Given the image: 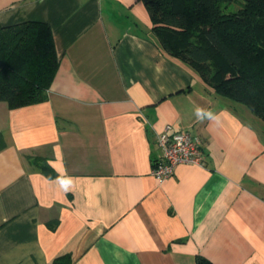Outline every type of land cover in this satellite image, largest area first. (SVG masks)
Masks as SVG:
<instances>
[{"label":"crops","instance_id":"obj_1","mask_svg":"<svg viewBox=\"0 0 264 264\" xmlns=\"http://www.w3.org/2000/svg\"><path fill=\"white\" fill-rule=\"evenodd\" d=\"M25 22L59 66L45 101L0 102V264H264V120L164 53L145 0H0ZM168 128L206 165L160 183Z\"/></svg>","mask_w":264,"mask_h":264},{"label":"trees","instance_id":"obj_2","mask_svg":"<svg viewBox=\"0 0 264 264\" xmlns=\"http://www.w3.org/2000/svg\"><path fill=\"white\" fill-rule=\"evenodd\" d=\"M164 53L191 68L213 93L264 120V0H145ZM238 8H237V7ZM59 66L49 25L0 24V102L41 103ZM42 170L56 173L43 159ZM54 264H71L66 256ZM195 264H214L199 257Z\"/></svg>","mask_w":264,"mask_h":264},{"label":"built area","instance_id":"obj_3","mask_svg":"<svg viewBox=\"0 0 264 264\" xmlns=\"http://www.w3.org/2000/svg\"><path fill=\"white\" fill-rule=\"evenodd\" d=\"M160 155L152 161V176L158 182L172 178L184 164L205 166L202 139L191 131H173L168 128L157 136Z\"/></svg>","mask_w":264,"mask_h":264},{"label":"clouds","instance_id":"obj_4","mask_svg":"<svg viewBox=\"0 0 264 264\" xmlns=\"http://www.w3.org/2000/svg\"><path fill=\"white\" fill-rule=\"evenodd\" d=\"M207 115L211 118V113H208Z\"/></svg>","mask_w":264,"mask_h":264},{"label":"rangeland","instance_id":"obj_5","mask_svg":"<svg viewBox=\"0 0 264 264\" xmlns=\"http://www.w3.org/2000/svg\"><path fill=\"white\" fill-rule=\"evenodd\" d=\"M237 7V6H236ZM238 8V7H237Z\"/></svg>","mask_w":264,"mask_h":264}]
</instances>
